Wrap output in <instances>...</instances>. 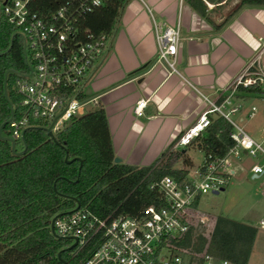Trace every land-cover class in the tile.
Here are the masks:
<instances>
[{"label":"built area","instance_id":"1","mask_svg":"<svg viewBox=\"0 0 264 264\" xmlns=\"http://www.w3.org/2000/svg\"><path fill=\"white\" fill-rule=\"evenodd\" d=\"M32 1L0 0V17L11 26L12 34L20 37L25 65L14 81L18 115L13 117L12 107V115L6 122L14 140L20 138L24 127L32 125L46 126L54 134L69 119L84 113L83 106L97 103V94L88 87L89 78L109 42V35L94 33L78 24L85 13L105 0H59L53 8L42 10L32 8ZM152 22L154 61L168 73L179 74L178 21ZM256 60L257 55L234 74L228 83L231 90L264 82V73ZM199 94L203 105L191 123L176 134L169 150L182 149L202 135L212 113L229 122L231 146L220 156L206 153L200 164L186 170L179 180L163 174L150 185L157 189L159 204L144 205L133 215L109 212L99 216L80 206L54 214L51 232L48 221L49 233L68 242L63 249L66 257L60 264H236L205 250L189 251L173 242L189 227L193 231L199 229L205 217L196 210L197 201L207 191L223 189L235 175L236 160L258 158L259 161L247 165V172L253 179L264 175V147L230 117L229 111L236 107L227 110L225 99L217 101L216 97ZM144 101L142 98L135 101L136 115L143 113ZM254 111L255 106L250 104L246 116H252ZM261 128L264 130V122ZM255 226L264 230V213Z\"/></svg>","mask_w":264,"mask_h":264},{"label":"trees","instance_id":"2","mask_svg":"<svg viewBox=\"0 0 264 264\" xmlns=\"http://www.w3.org/2000/svg\"><path fill=\"white\" fill-rule=\"evenodd\" d=\"M59 0H33L32 8L51 9ZM199 15L206 14L205 1L215 5L226 0H185ZM126 0L105 2L84 14L78 23L94 33L109 35L116 17ZM264 6V0H237L223 15L222 26L240 8ZM12 34L11 26L0 17V123L9 115V102L13 117L18 115V94L14 81L17 72L23 71L21 39L13 34L11 44L3 51ZM7 99L2 92L4 71ZM240 90L264 94V82L239 86ZM210 122L204 133L194 138L197 148L204 155H222L232 141L229 138V122L220 115H209ZM2 135L10 134V126L0 127ZM25 149L21 154L11 152L9 141L0 137V264H60L56 257L65 258L63 240L54 238L48 230V221L56 213L74 207L75 199L80 207H86L99 216L109 212L135 214L149 203L159 204L157 189L150 185L163 174L179 180L186 174L184 168H174L181 159L184 166L191 165L183 149L170 151L169 144L148 165L134 166L114 163V154L101 106L72 117L54 132L50 138L43 129L26 127L23 131ZM14 151L22 149L20 138L14 140ZM19 145V146H17ZM78 157L81 161L65 162ZM254 227L217 216L208 238L191 227L173 242L189 251L206 252L245 264L254 238Z\"/></svg>","mask_w":264,"mask_h":264},{"label":"crops","instance_id":"3","mask_svg":"<svg viewBox=\"0 0 264 264\" xmlns=\"http://www.w3.org/2000/svg\"><path fill=\"white\" fill-rule=\"evenodd\" d=\"M208 3L209 18L185 0H126L121 7L88 85L104 110L111 148L120 163L150 164L196 117L204 103L199 92L217 101L225 99L227 110L235 106L229 115L239 122L249 107L245 100L264 96L228 87L234 74L256 55L264 73V6H244L216 28L213 22L221 21L228 10L223 15L217 11L227 5ZM152 20L178 21L179 74L168 73L154 61ZM139 98L145 100L143 113L136 115L133 106ZM192 143L197 148L196 139Z\"/></svg>","mask_w":264,"mask_h":264},{"label":"rangeland","instance_id":"4","mask_svg":"<svg viewBox=\"0 0 264 264\" xmlns=\"http://www.w3.org/2000/svg\"><path fill=\"white\" fill-rule=\"evenodd\" d=\"M235 2L236 0H226L222 5H227V9L218 10L217 13L223 15ZM244 103L245 107L253 104L255 111L251 117L245 115L244 119L240 122L238 121V123L254 139L260 141L264 147V130L261 128L264 122V96L250 97ZM96 107L97 104L88 103L83 106V109L87 112ZM184 149L192 161V166H184L181 159H179L173 164V167L192 170L200 164L204 153L197 149L193 143L184 147ZM254 161L259 160L255 157H241L239 160H236L234 164L235 175L230 178L223 189L217 191V193L207 191L200 196L196 204V210L204 214L205 220L199 223L200 227L195 232L208 238L214 219L217 216L227 217L248 224L254 227L255 233L245 264H264V230L255 226L257 220L264 213V194H261V188L264 186V175L255 179L250 177L247 172V165ZM67 244L68 242L63 241L62 247H65Z\"/></svg>","mask_w":264,"mask_h":264},{"label":"water","instance_id":"5","mask_svg":"<svg viewBox=\"0 0 264 264\" xmlns=\"http://www.w3.org/2000/svg\"><path fill=\"white\" fill-rule=\"evenodd\" d=\"M12 36H13V34H11V36H10L9 43H8L7 47H6L3 51H1V52H5L6 50H8V48H9V46H10V44H11ZM6 72H7V70H5V71H4V74H3L2 92H3L4 97L7 99L6 88H5V77H6ZM11 115H12V105H11L10 102H9V115H8L7 118H5V119L0 123V127H1L2 124L6 123V122L9 120V118L11 117ZM31 127H35V128L43 129V130L45 131V133H46L50 138L54 139V134L50 131V129H49L48 127H46V126H41V125H32ZM24 129H25V127L21 130V135H20V139H21V141H22V149L19 150V151H16V152L14 151V145H15V143H14V139H13L12 137L8 136V135H2V134L0 133V137H1V138L7 139V140L9 141L10 150H11V152H13V153H15V154H21V153L24 151V149H25L24 140H23V131H24ZM74 159L78 161V169H79L80 164H81V161H80V159H79L78 157L67 158V154H65L64 157H63V160H64L65 162H70V161H72V160H74ZM112 161H113L114 163H118V162H120V158H118L117 156H114L113 159H112ZM220 190H222V188H221ZM213 193H217V191H213ZM73 200H74V202H75V205H74V207H73L71 210H69V211L75 210V209L79 206L78 202H77L75 199H73ZM56 215H58V214H56ZM54 216H55V215H53V216L49 219V230H50V232H51V223H52V220H53ZM72 245H73V244H72ZM72 245H70L69 247H71ZM56 257L58 258L59 261L62 262V259H61V257H60V252H57Z\"/></svg>","mask_w":264,"mask_h":264}]
</instances>
